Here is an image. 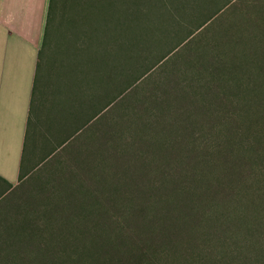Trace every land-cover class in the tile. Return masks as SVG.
Here are the masks:
<instances>
[{
  "label": "rangeland",
  "instance_id": "374dc122",
  "mask_svg": "<svg viewBox=\"0 0 264 264\" xmlns=\"http://www.w3.org/2000/svg\"><path fill=\"white\" fill-rule=\"evenodd\" d=\"M54 2L35 89L68 141L2 209L0 264H264V0Z\"/></svg>",
  "mask_w": 264,
  "mask_h": 264
},
{
  "label": "crops",
  "instance_id": "0c3cea01",
  "mask_svg": "<svg viewBox=\"0 0 264 264\" xmlns=\"http://www.w3.org/2000/svg\"><path fill=\"white\" fill-rule=\"evenodd\" d=\"M50 2L0 0V214L22 184L68 141L62 138L67 122L57 121L62 131L54 134L49 121L42 119L35 89ZM99 75V80L82 83L83 90L69 93L77 97L75 106L86 122L100 119L102 113Z\"/></svg>",
  "mask_w": 264,
  "mask_h": 264
},
{
  "label": "trees",
  "instance_id": "16d2710c",
  "mask_svg": "<svg viewBox=\"0 0 264 264\" xmlns=\"http://www.w3.org/2000/svg\"><path fill=\"white\" fill-rule=\"evenodd\" d=\"M214 2L215 1H217V0H213ZM54 4H55V2H54V0H51V2H50V7H49V11H48V18H47V26H46V31H45V37H44V43H43V49H44V46H45V43H46V40H47V38H48V36H49V31H50V27L52 26V24H53V13H54ZM125 11V10H124ZM123 11V12H124ZM119 39H122L121 41H122V43H124V36L123 37H121V38H119ZM120 41V40H119ZM139 46V45H138ZM137 46V47H138ZM42 53V52H41ZM167 55H164L160 60H159V62L158 63H160L165 57H166ZM157 63V64H158ZM156 64V65H157ZM155 65V66H156ZM154 67V66H153ZM147 72H149V71H146L144 74H143V76L145 75V74H147ZM140 78H138L137 80H139ZM127 90V89H126ZM125 90V91H126ZM124 91V92H125ZM124 92H122L119 96H121ZM114 102V99H112L111 101H109L104 107H103V109H102V111L103 110H105L106 108H108V106H110V104L111 103H113Z\"/></svg>",
  "mask_w": 264,
  "mask_h": 264
}]
</instances>
